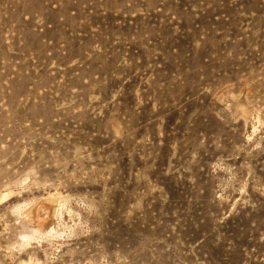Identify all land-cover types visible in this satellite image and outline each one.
Instances as JSON below:
<instances>
[{
  "label": "rangeland",
  "instance_id": "374dc122",
  "mask_svg": "<svg viewBox=\"0 0 264 264\" xmlns=\"http://www.w3.org/2000/svg\"><path fill=\"white\" fill-rule=\"evenodd\" d=\"M0 264H264V0H0Z\"/></svg>",
  "mask_w": 264,
  "mask_h": 264
}]
</instances>
